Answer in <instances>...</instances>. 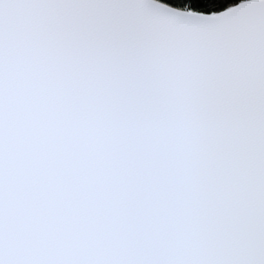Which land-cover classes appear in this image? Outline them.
Returning <instances> with one entry per match:
<instances>
[{
    "label": "snow or ice",
    "instance_id": "snow-or-ice-1",
    "mask_svg": "<svg viewBox=\"0 0 264 264\" xmlns=\"http://www.w3.org/2000/svg\"><path fill=\"white\" fill-rule=\"evenodd\" d=\"M0 0V264H264V0Z\"/></svg>",
    "mask_w": 264,
    "mask_h": 264
},
{
    "label": "trees",
    "instance_id": "trees-1",
    "mask_svg": "<svg viewBox=\"0 0 264 264\" xmlns=\"http://www.w3.org/2000/svg\"><path fill=\"white\" fill-rule=\"evenodd\" d=\"M172 5H180V0H162ZM242 0H193V7L197 11L213 12L223 10L231 5H234Z\"/></svg>",
    "mask_w": 264,
    "mask_h": 264
},
{
    "label": "water",
    "instance_id": "water-1",
    "mask_svg": "<svg viewBox=\"0 0 264 264\" xmlns=\"http://www.w3.org/2000/svg\"><path fill=\"white\" fill-rule=\"evenodd\" d=\"M159 2H160V3H164V4H169V3L165 2V1H162V0H159ZM240 3H242V1H240V2H238V3H236V4H234V5H231V6L239 5ZM170 5H172V4H170ZM173 6H175V5H173ZM226 9H227V8H225V9H223V10H226ZM223 10H220V11H223ZM216 12H219V11H216ZM205 13L210 14L211 12H205Z\"/></svg>",
    "mask_w": 264,
    "mask_h": 264
}]
</instances>
